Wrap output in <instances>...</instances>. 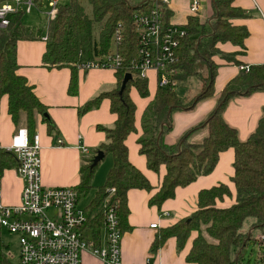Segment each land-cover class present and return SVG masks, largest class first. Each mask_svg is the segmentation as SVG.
Listing matches in <instances>:
<instances>
[{
	"label": "trees",
	"instance_id": "obj_1",
	"mask_svg": "<svg viewBox=\"0 0 264 264\" xmlns=\"http://www.w3.org/2000/svg\"><path fill=\"white\" fill-rule=\"evenodd\" d=\"M210 1L211 17L188 13L185 22L187 33L179 44L178 66L182 71L178 76L181 82L197 75L202 80V89L190 99H185L178 87H157L155 96L143 112L142 134L138 142L149 167L156 171L163 163L167 167L161 184L149 199V203L157 205L174 196L178 185L189 184L201 174L210 172L216 166L221 150L228 147L235 149L232 180L236 195L233 203H217L218 199L232 194L226 182L201 188L198 207L162 228L151 249L157 251L167 237L175 236L179 251L191 239L187 261L196 264H241L248 241L252 238L264 241V107L256 128L245 139L240 137L237 127L226 120L223 112L235 96H247L264 89V62L252 63L247 70H239L223 86L215 107L203 120L185 130L176 142L165 140V135L173 128L172 113L176 109L191 110L198 101L215 94V78L221 64L215 57L241 64L243 61L237 55L247 50L245 40L250 29L233 21L235 17L245 16V9L236 5L234 0ZM87 3L92 5L91 14ZM151 4L149 0L58 1L57 12L48 22L42 63L50 67L70 66L73 74L69 91L72 93L77 90L76 62L107 53L111 49L113 32L121 22L123 39L118 47L123 63L116 69L118 82L90 98L80 108L81 112L88 111L99 106L104 97H109L111 109L116 113L113 126H100L106 129L108 137L90 156L83 157L81 180L75 185L80 197L89 193L94 186L92 176L98 166L91 163L95 152L103 149L113 154L114 164L107 172L106 182L97 186L95 195L86 205L95 235L105 225V202L116 203L119 226L123 232L131 228L128 190L135 187L150 190L154 186L150 178L130 161L126 144L127 136L136 130L137 104L131 97L130 88L135 85L141 95L150 94L148 76L140 75L133 64L138 54V32L133 14L135 10L148 8ZM163 9L165 21L170 23L173 11L168 5ZM23 14L21 10L12 14L10 25L0 32V94H7V108L17 125L22 115L25 125L33 132L38 124V115L42 114V120L48 121L49 129L53 131L54 121L44 116L48 112L47 105L35 93L33 83L30 84L26 76L17 70V41L37 36L35 25L29 26L22 21ZM227 41L240 48L224 50L220 43ZM126 72H131L132 78L121 91ZM201 129H206V134L201 140H194L193 133ZM5 153L1 166L13 165L15 158L9 152ZM112 186L114 191H111ZM254 229L261 234L256 236ZM8 245L4 243L0 229V264L10 263L5 252Z\"/></svg>",
	"mask_w": 264,
	"mask_h": 264
},
{
	"label": "crops",
	"instance_id": "obj_2",
	"mask_svg": "<svg viewBox=\"0 0 264 264\" xmlns=\"http://www.w3.org/2000/svg\"><path fill=\"white\" fill-rule=\"evenodd\" d=\"M169 2L168 6L173 11L171 22L185 24L188 13H192L190 0H170ZM234 2L245 9L246 15L235 17L233 21L247 25L250 29V34L245 40L247 50L237 57L243 61L241 64L262 63L264 62V0H234ZM203 3L204 0H202V5ZM199 15L206 17L201 14V11ZM35 27L37 35L35 38H21L17 41V62L19 64L17 70L26 76L30 84L33 83L35 93L47 105L49 116L55 123L53 131H50L48 121L42 120V114L38 115L36 129L39 130L41 136V177L46 185H77L81 180L80 169L83 157L90 156L94 149L108 137L106 129L100 126H113L116 121V113L111 109L109 97H104L99 106L90 108L88 111L81 112L80 108L90 98L114 87L118 82V77L116 70L111 67H92L89 70L78 67L74 71L77 78V90L75 93L70 92L72 68L67 65L50 67L42 63L46 50V39H43V36L47 31L41 33L37 26ZM220 44L227 51L240 48L239 45L230 41ZM217 60L221 64L218 66L215 78V94L198 101L191 110L176 109L172 113L173 128L165 135L167 142H176L185 130L203 120L215 107L223 86L241 70L239 63H231L219 57ZM147 75L150 94L142 96L135 85L130 88L131 97L137 104L136 130L127 136L126 144L129 148L130 161L150 178L154 186L150 190L141 187L128 190V206H130L128 220L131 228L122 233V261L125 264H196L186 259L191 239L180 251L175 236L167 237L157 251L151 249V244L162 228L178 221L180 217L189 215L198 207L197 200L201 188H207V186L222 181L226 182L232 194L225 195L221 200L218 199L217 203L219 205L233 203L236 195L235 183L232 180L235 149L228 147L221 150L218 162L210 172L201 174L189 184L178 185L175 195L164 199L160 205L149 203L150 196L161 184L167 167L165 163L158 171L149 167L146 155L140 151L139 147L138 138L142 134V115L149 101L155 96L158 87L156 70L148 69ZM3 96L7 97V101H1L3 110L0 106V140L3 144H8L11 142V135L15 129L19 125H25V122L21 121L18 125L13 122L7 108L8 96L7 94ZM263 107L264 89L254 91L247 96H235L224 109L223 116L230 124L237 127L240 137L245 139L256 128L262 116ZM22 117L24 116L21 115ZM196 131L202 132L196 135V132L193 133L194 140H201L207 132L206 129ZM58 137H63L62 145L56 144ZM80 143L88 146L91 150L89 154L85 155L82 152L79 147ZM113 164V154L105 151L104 157L98 161V166L92 176L94 184L92 197L96 193L97 186L106 182L107 172ZM1 180L3 202L5 204L19 203L24 181L17 175L15 169L6 167ZM153 222H158V226H152ZM8 258L10 260L8 264H20L19 256L15 260L10 259L9 256ZM79 264H102V262L98 255L86 252Z\"/></svg>",
	"mask_w": 264,
	"mask_h": 264
},
{
	"label": "built area",
	"instance_id": "obj_3",
	"mask_svg": "<svg viewBox=\"0 0 264 264\" xmlns=\"http://www.w3.org/2000/svg\"><path fill=\"white\" fill-rule=\"evenodd\" d=\"M38 1L0 0V32L10 25L12 14L20 10L29 12ZM58 1H48L50 8L45 11L48 20L57 12ZM149 1L152 4L148 8L137 9L133 14L138 32V54L133 64L144 77L148 76V69H155L158 87L174 89L181 82L178 76L182 71L178 66L179 44L187 33L186 27L178 22L166 23L163 8L170 0ZM201 7L202 0H190L192 13L199 14ZM113 33L111 49L107 53L78 60V67L84 70L92 67L116 70L120 67L123 63L118 47L123 39L121 22ZM47 37L46 33L43 39ZM249 66L241 64L240 68L247 70ZM3 95L0 94V106ZM11 137L8 144L0 140V229L1 233L7 228L17 235L20 264H79L86 252L98 255L102 264H125L121 249L123 232L119 226L116 203H104L105 225L95 235L87 207L80 205L81 197L76 186L46 185L43 182L39 130L30 132L26 125H19ZM63 143V137H58L56 144ZM79 147L85 155L91 151L84 143H80ZM4 152L15 158L13 165L1 166V158L6 155ZM6 167L14 168L24 181L19 203L5 204L2 200L1 177ZM114 190L112 186L111 191ZM151 225L158 226V222Z\"/></svg>",
	"mask_w": 264,
	"mask_h": 264
},
{
	"label": "rangeland",
	"instance_id": "obj_4",
	"mask_svg": "<svg viewBox=\"0 0 264 264\" xmlns=\"http://www.w3.org/2000/svg\"><path fill=\"white\" fill-rule=\"evenodd\" d=\"M48 1L49 0H39L37 2V5L36 6L34 5L32 10H30L29 12H24L21 18L22 21L26 25L37 26L38 30H40L41 33H44L45 31H47L49 20L47 18L45 11L50 8V6L48 5ZM59 1L62 3L70 2V0H59ZM135 1L139 2L142 0H135ZM86 5H87L88 12L91 14L92 5H90L89 3H87ZM211 9H212L211 1L204 0V3L201 8V14H203L206 17H210ZM218 57L219 56H216L215 58L218 59ZM176 87L180 89L185 99H190V97L194 96L196 93H198L202 89L201 88L202 80L197 75H191L188 79L183 80ZM3 101H7L6 96L2 97V102ZM2 102H1V108L3 106ZM21 121L24 122V117L20 118L19 122ZM195 132L194 133L196 135L202 131H195ZM93 193L94 192H93V187H92L89 193L83 194L81 196L80 205L81 206L87 205ZM245 226H248V224H246ZM254 231H255L256 236L261 234V231H259L258 229H254ZM1 234H2V238L4 242L6 244L7 243L9 244L6 250L8 256L10 257V259L11 258L14 260L17 259L19 255V252H18L19 244H18L17 235L11 232L7 228H4ZM241 260H242L241 264H264V241H258V238H252L251 240H249L247 243L246 249H245V253Z\"/></svg>",
	"mask_w": 264,
	"mask_h": 264
},
{
	"label": "water",
	"instance_id": "obj_5",
	"mask_svg": "<svg viewBox=\"0 0 264 264\" xmlns=\"http://www.w3.org/2000/svg\"><path fill=\"white\" fill-rule=\"evenodd\" d=\"M132 78V73L131 72H126L124 74V78H123V81H122V84L120 86V90L123 91V89L126 87L128 81ZM44 116L47 118H49V112L46 111V113L44 114ZM105 155V151L103 149H99L97 151V153L93 156V159H92V164L95 165V164H98V161L100 159H102Z\"/></svg>",
	"mask_w": 264,
	"mask_h": 264
}]
</instances>
